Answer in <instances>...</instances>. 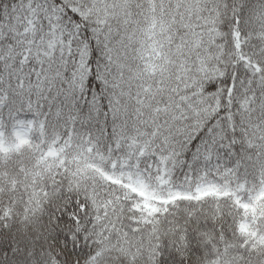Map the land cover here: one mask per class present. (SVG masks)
<instances>
[{
  "label": "snow or ice",
  "instance_id": "obj_1",
  "mask_svg": "<svg viewBox=\"0 0 264 264\" xmlns=\"http://www.w3.org/2000/svg\"><path fill=\"white\" fill-rule=\"evenodd\" d=\"M0 264H264V0H0Z\"/></svg>",
  "mask_w": 264,
  "mask_h": 264
}]
</instances>
